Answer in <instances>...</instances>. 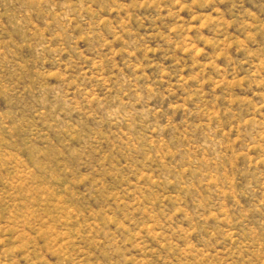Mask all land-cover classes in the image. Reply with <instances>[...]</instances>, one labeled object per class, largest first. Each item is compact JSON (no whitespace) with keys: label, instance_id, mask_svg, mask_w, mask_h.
<instances>
[{"label":"rangeland","instance_id":"1","mask_svg":"<svg viewBox=\"0 0 264 264\" xmlns=\"http://www.w3.org/2000/svg\"><path fill=\"white\" fill-rule=\"evenodd\" d=\"M0 264H264V0H0Z\"/></svg>","mask_w":264,"mask_h":264}]
</instances>
